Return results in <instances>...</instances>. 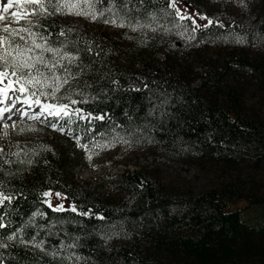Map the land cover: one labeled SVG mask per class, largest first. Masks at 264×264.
Listing matches in <instances>:
<instances>
[{
    "label": "trees",
    "instance_id": "trees-1",
    "mask_svg": "<svg viewBox=\"0 0 264 264\" xmlns=\"http://www.w3.org/2000/svg\"><path fill=\"white\" fill-rule=\"evenodd\" d=\"M113 4L131 23L174 11L169 0H104L97 6L107 9ZM177 7L188 13L180 0ZM37 19L38 33L77 57L69 67L78 75L63 86L61 94L78 101L75 106L94 119H72L63 132L53 131L58 132V149L35 142L20 143L15 149L1 147L0 191L12 200L0 206V222L6 225L0 228V243L6 245L0 248V264H55L46 251L20 243V238L28 240L36 233L46 248L63 240L93 264H225L239 260L264 264V192L244 197L236 185L225 184L175 200L144 171L126 168L122 185L131 200L117 208L109 199L82 188L66 173L64 164L65 158L71 156L75 161L79 157L77 137L90 148L120 136L149 150L194 142L209 156L248 144L253 168L264 172V117L253 112L260 109L264 114V63L236 54L220 64L218 58L206 59L198 63L201 83L194 85L192 71L179 73L169 60L148 58L133 69L121 64L101 38L71 32L53 14ZM257 33L264 36V13L241 22L220 18L212 26L197 29L200 36L214 37L231 34L249 39ZM241 70L254 79L258 101L252 107H246L247 87L236 77ZM100 116L104 119H96ZM55 120H49L50 125ZM219 160L236 168L232 156ZM46 192L50 195L45 196ZM175 202L186 208L170 214ZM252 203L261 209L250 222L247 213ZM59 206L62 211L53 210ZM37 212L45 214V222H56L58 238L46 230L36 232L34 222H41V217L33 218ZM117 225L130 235L123 236L122 242H108ZM9 235L15 239L8 240Z\"/></svg>",
    "mask_w": 264,
    "mask_h": 264
},
{
    "label": "rangeland",
    "instance_id": "rangeland-1",
    "mask_svg": "<svg viewBox=\"0 0 264 264\" xmlns=\"http://www.w3.org/2000/svg\"><path fill=\"white\" fill-rule=\"evenodd\" d=\"M180 1L187 6V14L193 16L200 25L207 24V20L199 19L201 15L212 18L215 23H218L220 18L237 22L249 19L256 20L264 13L262 0ZM6 3L7 0H0V7H3ZM83 6V3H81V7ZM23 7V5H20V9H23ZM96 7L97 10H104V8L97 5ZM110 8H113L112 12L104 11V15L98 16L95 20L76 15L58 13L53 15L55 19L66 25L71 32L80 34L87 32L101 38L123 65L136 69L143 60L148 58L159 61L169 60L179 73L191 70L194 85H200L201 83L198 75V63L206 59L218 58L220 64L226 58L232 56L231 54H236L247 55L248 59H258L264 63V36L258 33L249 39L241 35L231 34H222L223 36L217 37H214V34L200 36L197 34V30L195 32L191 31L190 21L181 22L176 20L174 11L169 10L170 13L166 11L150 14L147 22L138 19L137 22L131 23L126 20V15L118 14L113 5ZM17 10L14 0V7L9 10L8 15L10 16L11 12ZM37 16L30 17L32 24L23 19L18 24L11 23L9 19L0 22V26L10 24L12 28H32V31L37 32ZM106 20L115 21V23H106ZM121 24L123 26H119ZM177 24L181 26L176 27ZM184 25H188L189 30L182 36L180 33L184 32ZM0 35H3V33H0ZM236 77L238 82H242L247 87L248 92L244 99L246 107H252L258 101L254 79L251 80L248 75L246 77L242 70L236 72ZM70 81L73 80L70 79ZM248 81H251L249 85L247 84ZM62 88L56 94V101L59 104H68L69 111L73 109L80 110L81 115L73 114L71 118L89 120V114L77 108L76 104H72L71 97L68 98L61 94ZM45 91L50 92L51 89H45ZM9 95L12 99L8 100L7 104L13 103L15 95L19 94L10 92ZM21 106H24V104L17 102L12 111L4 114V118L0 119V149L5 145L15 149L20 143L29 142L48 143L46 148L58 149L59 141L56 135L58 132H55V134H52V132L59 130H54L52 125H56L57 129L63 128L65 130L72 119H57L52 125L48 124L51 116H48L47 113L42 115L38 121L30 118L23 119L19 114ZM4 107L6 108V106ZM259 110L253 109V112L264 117V114ZM39 113L40 109H36L31 115ZM8 116H11V119H8ZM91 117L93 116L91 115ZM4 124H8L9 128L5 130ZM13 124L16 125L15 128L11 127ZM247 147L248 144H240L234 146L230 152L222 150V152L218 151L217 154L209 156L204 154L203 147L194 142H184L176 148L164 149L160 146L154 150H149L132 140L119 136L108 142L96 143L93 147L88 148V151L80 147L79 157L75 160L77 163L70 156L64 159V164L66 173L78 182L82 188L91 190L96 197L101 196L100 198L109 199L117 208L130 204L131 200L129 192L125 191L122 185L123 173L126 168L130 172L135 170L144 171L146 176L159 189L162 190L163 188L164 193H171L175 200L183 199L184 196L195 197L208 189L225 184H234L237 186L239 194L253 198L256 193L264 192V172L260 168H253L254 160L247 153ZM89 155H91V159H89ZM226 155L228 157L232 156L236 168H230L222 160H219L225 158ZM244 204L245 202L240 203V205ZM185 208L183 204L175 202L169 208V213L175 214ZM260 209L261 207L254 203L250 204L247 213L250 222L257 219ZM33 215V218L41 217L40 224L37 225L34 222L35 230H46L51 237H59L58 231L54 230L57 226L54 220L51 219L45 222L47 217L40 212ZM121 229L122 226L120 225L112 228V236L107 241L122 242L123 239L127 238V235H130L120 231ZM22 240L25 243H22ZM19 241L30 249L46 251L48 256L55 260V264H93L81 257L74 250L75 248H71L63 240H59L56 245H49L48 248L44 246L45 242L40 233H36L28 240L20 238ZM35 244H39L40 247L34 246ZM225 264L249 263L239 260V263L234 261Z\"/></svg>",
    "mask_w": 264,
    "mask_h": 264
},
{
    "label": "snow or ice",
    "instance_id": "snow-or-ice-1",
    "mask_svg": "<svg viewBox=\"0 0 264 264\" xmlns=\"http://www.w3.org/2000/svg\"><path fill=\"white\" fill-rule=\"evenodd\" d=\"M81 3H83V7H81ZM101 3H104V0H15L18 10L11 12L9 16V10L14 7V0H7V3L3 7H0V22L10 19L11 23L18 24L23 19L27 23L32 24L30 17L57 13L83 16L95 20L98 16H103L104 11H113V8L97 10L96 5ZM177 3L178 0H169V7L175 12V19L181 22L185 20L190 21L192 32L213 25L214 21L203 15L199 16V19L207 20V24H198L193 16L182 12L177 7ZM20 5L24 6L23 9H20ZM49 9L53 11H49ZM113 14L115 15V13ZM105 22L115 23V21L108 20ZM180 26V24L176 25V27ZM219 26L223 27L222 24ZM188 30V25H184V32L180 34L183 36ZM0 33H3V35H0V104H4L12 99L9 95L10 92L19 94L15 95L11 107L0 108V119L4 118L6 112H11L17 102L27 105L29 108L33 104L40 107L39 114L29 117L32 120H40L41 116L45 113L57 119L68 118L69 120L73 114L81 115L78 109L69 111L68 104L42 103L40 99L43 96L56 100V94L60 89L68 84L70 79L76 78L78 73H73L69 65H72L77 60V57L65 52L61 47H54L48 42L46 36L32 31V28H12L10 24H4L0 26ZM60 35L63 36L65 33L61 31ZM64 61H67V64ZM45 89H51V91L48 92ZM34 97L35 99H33ZM71 103L76 104L78 101L72 100ZM24 115H27V113H22L21 118ZM8 119H11V116H8ZM96 119H104V117L100 116L96 117ZM3 127L6 130L9 128V125L4 124ZM11 127L15 128L16 125L13 124ZM52 127L54 130L64 131L63 128L57 129L56 125H52ZM76 143L85 151H88V145L80 144L79 137L76 138ZM2 151L3 149H0V152ZM89 159H91V155H89ZM44 195L49 196L50 193L46 192ZM11 200L12 197L10 195L0 191V206H3L6 201L10 203ZM49 206L51 207V204ZM53 210L62 211L63 207L59 206ZM72 211H76L75 207L72 208ZM0 221H2V217H0ZM5 227L6 225L0 222V228ZM7 239L13 240L15 237L9 235ZM21 242L25 243L23 240ZM34 246L40 247L39 244H35ZM3 247H6V245L0 243V248Z\"/></svg>",
    "mask_w": 264,
    "mask_h": 264
},
{
    "label": "bare ground",
    "instance_id": "bare-ground-1",
    "mask_svg": "<svg viewBox=\"0 0 264 264\" xmlns=\"http://www.w3.org/2000/svg\"><path fill=\"white\" fill-rule=\"evenodd\" d=\"M93 118V117H92Z\"/></svg>",
    "mask_w": 264,
    "mask_h": 264
}]
</instances>
